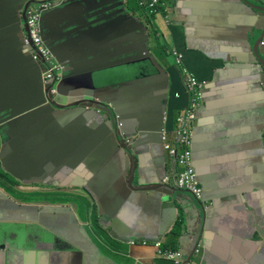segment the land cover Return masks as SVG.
<instances>
[{"label":"crops","instance_id":"obj_1","mask_svg":"<svg viewBox=\"0 0 264 264\" xmlns=\"http://www.w3.org/2000/svg\"><path fill=\"white\" fill-rule=\"evenodd\" d=\"M50 1L54 2L36 1L28 7ZM242 1L166 0L169 23L157 30L161 17L156 15L153 18L154 26L148 24L147 33L148 50L168 74L165 103L156 100V89L150 82L139 86L134 101L126 108L121 106L116 96L110 93L104 95L122 113L124 122L119 136L114 135L105 146L93 151L92 157L84 149L88 162L83 169L93 172L96 165L97 178L105 183L98 200H141V209L129 214L121 222L102 219L99 223L97 207L92 201L95 199L84 188L72 184L77 159V155L74 156V120L65 127V135L61 136L58 147L51 144L47 149L41 148V145L64 130L55 133L59 119L45 118L40 125L28 121L30 126H27L24 137L22 166L25 171L43 172V178L37 183L22 184L6 173L0 160V174L3 173L14 185L0 179L8 183L16 194H21L25 190L43 193L40 186L51 181L49 178L58 177V180L51 181L53 185L74 187V200H88L94 207L95 226L105 232L106 239L92 225L94 238L99 244L88 235L76 215L77 206L72 200L19 203L16 200L20 199L15 200L0 186V264H156V250L151 244L160 241L158 243L163 245L171 237L173 229L178 234L182 228L183 232H190L201 226L206 236L203 239V255L195 257L196 264H264V162L257 165V160H264V154L259 149L264 137V92L261 82H258L259 91H252V84L245 86L250 91L232 105L235 113L231 119L222 116L221 110L226 107L224 105H208L206 117H202L200 111L198 113L197 141L193 142L191 156L200 180L205 185L206 193H203L202 201L208 206L206 211L200 209V204L190 201L186 194H178L181 201H174L177 195L161 200L156 190L160 188L156 185L158 177L172 169L170 158L159 148L158 139L152 130L159 122L167 130L173 129L177 115L188 103V96L183 85L173 90V82H176L177 87L180 82L182 84L181 75L170 65L166 54L162 56L159 53V57L154 52L158 49L155 37L159 35L162 38V45L168 46V52L169 46L175 49L177 43L182 50H178L182 54V62L189 59L199 74L206 73L204 62L212 63L214 69L217 63L223 64L226 59L232 66V63L238 65L239 69L229 75L251 79L252 73L264 68L248 51V46H253L260 35L254 27L263 26L264 19L256 13L257 17L251 22L252 15L244 11ZM124 2L138 8V0ZM252 3L261 6L258 2ZM53 4L51 10L49 7V11L44 12L52 16L45 27L47 37L57 43L54 46L50 44L55 51L67 52L70 49L66 42L69 40L68 30L64 23L56 19L60 10H55L56 3ZM0 22H3L2 18ZM52 25H59V36L49 37L48 32L55 31ZM248 29H251V33L246 35ZM150 34L153 37L152 47ZM106 35L102 30L93 32L89 37L75 36L77 41L74 42V50L70 49L69 53L77 54L75 62H81L90 55H101L103 49L100 47ZM2 46L0 55H3L7 44L2 43ZM94 49L98 50L93 53ZM241 62L242 65L237 64ZM255 63L259 68L250 66ZM15 68L14 63L2 64L0 76L9 75ZM81 68L83 65H80ZM212 70L207 81H211L214 72L219 71ZM128 71L131 78L111 80L118 73ZM153 72L154 66L146 58L142 59L139 53L137 61L128 67L94 72L92 78L95 87H105L144 78ZM229 100L233 101V98L229 97ZM59 103L63 107L68 104L65 101ZM106 122L111 126L109 118ZM135 133L139 137L135 146H130L134 139L129 143L120 139L123 134L129 136ZM36 135H41L39 144L34 140ZM5 158L8 163H13V149L5 154ZM44 158L48 160L44 166L38 167L33 163L36 159ZM135 168L138 171L136 180L130 184L131 187L145 188L139 191L123 188L119 180L123 173L126 184H129L132 176L127 171ZM125 191L130 193L129 197H126ZM76 194L81 197H76ZM157 200H161V203ZM178 210L186 213L183 220H177ZM202 215L204 219L201 221ZM21 227L28 228L27 234L19 232ZM38 229L50 231L74 248L46 245ZM132 239L136 243H130ZM142 240L148 245H141ZM166 249H177L176 244ZM181 251L186 253L188 250L184 247Z\"/></svg>","mask_w":264,"mask_h":264},{"label":"water","instance_id":"obj_2","mask_svg":"<svg viewBox=\"0 0 264 264\" xmlns=\"http://www.w3.org/2000/svg\"><path fill=\"white\" fill-rule=\"evenodd\" d=\"M36 1L46 0H0V18L3 19V22H0V40H4L0 41V47H4L2 43L7 44L3 55H0V66L5 63L16 65L15 70L9 75L0 76V160L3 162L6 173L20 183L40 182L44 175L43 172L25 171L24 166H22L24 137L27 126H30L28 121L40 125L45 118L56 117L59 119L55 133L64 130L59 136L45 141L41 145V148L47 149L51 144L58 147L61 136L65 135V127L74 120V156L77 155V159L74 165L72 184L84 188L95 199L92 201L97 207L99 223L102 219H107L109 222H115L114 220L121 222L129 214L136 213L141 209V200H98L102 193L101 188L105 183L100 182L97 178L96 165L93 172H86L83 169L88 162V157L84 156V149H87L92 157L93 151L105 146L112 140L114 135L119 136L120 134L119 131L122 128V122H124L123 115L108 99L104 98L105 94L110 93L116 96L121 106L126 108L134 101L139 86H142L145 82H150L156 89L154 95L156 100L163 103L166 101L168 74L156 63L148 50L147 33L149 28L147 21L149 18L144 15L143 9L133 8L125 2L123 4V0H54L52 6L53 3H56L55 10H60L56 19L64 23L66 30H68L69 40L66 42H68L70 49L74 50V42L77 41L76 38L80 35L89 37L93 32L96 33L102 30L107 35L104 37L103 46L100 47L103 49L101 55H90L84 57L81 62H75L77 54L75 52L70 54V49L66 52L55 51L54 48H51L45 27L52 20V16L44 13L47 12L44 11V15L42 14L40 19L42 39L50 55L60 66L57 75L44 84V66L33 60L31 50L24 41L26 9L30 3ZM251 1L258 2L261 6L255 5ZM251 1H242L244 11L252 15L251 22L253 18L257 17L256 13H259V16L262 15L261 17L264 19V0ZM66 20L68 22H65ZM254 28L260 32V35L253 46H248V51L259 64L264 65V25L255 26ZM250 33L251 29H248L246 35ZM144 43L145 45H143ZM97 50L94 49L93 53ZM139 53H141L142 59L146 58L154 66L152 74L144 78L130 79L105 87L94 86L92 78L94 72L119 66L128 67V65L137 61V54ZM223 61L226 70L215 71L212 80L201 88V104L196 111L193 124L191 150L193 142L197 141L195 134L196 136L198 134L196 124L199 111L202 113V117H206L208 105H224L226 107L221 110L222 116L225 119H231L235 113L232 105L239 101L240 96H245L247 95L245 93L250 91L239 81L231 82L229 79V73L239 70L238 65L232 63V66L229 64L231 62L226 59ZM237 64L242 65L243 63ZM80 65H83V68L80 69ZM261 87L264 88V86ZM70 88L71 92H69ZM258 89V82L255 79L252 84V91ZM50 91L54 93L50 94ZM229 97L233 98V101L229 100ZM60 101L73 102V104L69 103L63 107L59 105L61 104ZM107 118H109L111 126H108ZM162 127L163 124L159 122L158 126L152 130L158 139V146L161 150H163L161 143ZM31 129L29 130L31 131ZM40 138L41 135L35 136L36 143L39 144ZM138 139V136L134 137L130 146H135ZM38 148L41 149L40 145ZM12 149L15 160L10 164L7 162L5 154L11 152ZM170 160L173 171L175 161L173 157ZM47 161L45 158L36 159L33 163L41 167ZM191 162L195 180L201 189L202 201L203 193H206L205 185L200 180L199 174L193 165L192 156ZM127 172L132 176L129 184H126L123 173L119 177L123 188L132 191L145 189L131 187L130 183L136 180V174L138 173L136 168ZM0 178L14 185V182H10V179L3 173L0 174ZM49 179L54 182L59 178L52 177ZM156 190H158V196L161 200L172 198L173 195H177L174 201L182 200L178 197V194L183 192L176 190L173 186L170 189L165 187V189L156 188ZM129 195L130 193L127 191L126 197H129ZM188 196L190 201H195L190 195ZM161 200L157 201L161 203ZM186 216V213H184V217ZM203 219L204 216L202 215L201 221ZM27 231V227H21L19 232L27 234ZM37 232L44 236L46 245H54V247L63 245L74 248L68 242L52 235L50 231L38 229ZM203 232V226L190 232H183V228L180 229L176 240V250L180 264H196L195 257H202L204 249L199 240L200 238L204 239V236H206ZM191 240L192 243H190ZM184 247L188 250L186 253L181 251Z\"/></svg>","mask_w":264,"mask_h":264},{"label":"built area","instance_id":"obj_3","mask_svg":"<svg viewBox=\"0 0 264 264\" xmlns=\"http://www.w3.org/2000/svg\"><path fill=\"white\" fill-rule=\"evenodd\" d=\"M139 5L143 6L149 15L161 16L167 22L165 16L167 12L166 0H140ZM49 7L46 2H42L38 6L28 7L25 18L26 32H24V41L31 50L33 60L44 66V84L53 79L60 70V66L53 60L44 45L41 35L40 19L43 12ZM169 54L182 76L183 88L188 96V103L177 115L174 128L171 130L163 128L161 132L162 149L169 158L173 157L175 161V169L171 171L175 183L171 186L178 191L189 194L195 201H200L201 189L195 180L191 162V139L196 111L201 104L202 84L183 66L181 53L170 46ZM53 93V91H50V94ZM177 96L175 95V97ZM154 248L158 249L159 245H154ZM157 257L175 264L179 255L170 251H157Z\"/></svg>","mask_w":264,"mask_h":264},{"label":"flooded vegetation","instance_id":"obj_4","mask_svg":"<svg viewBox=\"0 0 264 264\" xmlns=\"http://www.w3.org/2000/svg\"><path fill=\"white\" fill-rule=\"evenodd\" d=\"M46 3L50 6L49 9H52V7H51L52 2L50 1V2H46ZM46 11H48V10H46ZM144 15L149 18V20L147 21V24H153L154 16H151L149 14H144ZM51 28L55 29V31H53L51 33L48 32V34H50L49 37H52V36H56L57 37V36H59L61 34V31L58 29L59 25H52ZM148 28H149V25H148ZM50 44L52 46H54L57 43L50 41ZM164 53L165 54H169V52H167V51L164 52ZM170 65L174 66L172 63H170ZM250 66L251 67H255L256 66V67L259 68L258 64H256V63H255V65H250ZM221 69H225L224 68V64L217 63L216 67L213 70H221ZM252 74L253 75H252L251 79H245L242 76L236 77V74L229 75V79H230L231 82H234L235 80L239 81L242 85H245V86H247V84H249V85L253 84V81L256 79L257 82H261L260 83L261 86L264 85V68L263 69L259 68L258 71L254 72ZM56 75H57V73L55 74V76ZM208 82H210V81H208ZM204 84H206V82H204ZM262 92H264V88H262ZM65 103L73 104V102H67V101ZM73 108H74V106H73ZM162 130H163V127L161 129V132H162ZM137 135H138L137 133H135L133 135H129V136H126V135L123 134V135L120 136V139L124 140V143H129V142H131L134 139V137H137ZM260 144H261V148H259V149L264 154V137L261 139ZM263 162H264V160H257V165H261ZM165 178H167V179L164 181ZM174 183H175V178H174V176L172 175V173L170 171L168 173L164 172L162 175H160L158 177V182H156V185H158L160 188H164L165 189V187H166V188L170 189L171 185L174 184ZM40 187H41L40 189L44 193V197L41 198V199H38V200H74V187H72V186H66V187L64 186L63 187V186L53 185L51 183V181H47L44 184V186H40ZM62 203H65V201L62 202ZM207 207L208 206L204 207V206L200 205V209L201 210L202 209H207ZM183 217H184L183 210H180V211L178 210V212H177V220L178 221L182 220ZM170 235H171V237L175 235L174 229L170 232ZM190 243H192V240H191Z\"/></svg>","mask_w":264,"mask_h":264},{"label":"rangeland","instance_id":"obj_5","mask_svg":"<svg viewBox=\"0 0 264 264\" xmlns=\"http://www.w3.org/2000/svg\"><path fill=\"white\" fill-rule=\"evenodd\" d=\"M159 20V19H158ZM160 25L156 26L157 30L160 29V27H164L165 22L164 20L161 18V21L159 20ZM152 26H154V24H151ZM158 36V37H157ZM156 38V43H157V48L155 49V53L160 57L159 53H161V55L163 56V51L161 49V45L164 43L162 38L157 35ZM150 38V44L151 47L153 46V37L150 34L149 35ZM168 47V46H166ZM173 63V62H172ZM44 73V71H43ZM131 74L128 72H121L118 73L115 77H112L111 80H113L114 78H121V79H129L131 78ZM0 186L2 188H4L6 190V192L11 195L15 200L16 198L20 199V200H16L19 203H34L36 201H41V200H37V199H41L44 197V194L41 192H34V191H28L25 190V192L21 193V194H16L11 186L8 183L3 182L0 179ZM26 193V196H25ZM76 197H81L80 194H76ZM74 202V205L77 206V211H76V215L78 216V218L80 219V221H82V223L84 224V228L86 229L88 235L94 240L96 241L97 239L94 238V234L92 231V228L90 227V225H92L96 231H98L99 235H102L105 239H106V235L105 232L101 229L95 226V211H94V207L90 205V203L88 202V200H72ZM97 242V241H96ZM98 243V242H97ZM99 244V243H98ZM174 245L172 238L169 240H166L165 243L162 245L164 248H171ZM156 264H173L171 261H166L164 259H158L156 261Z\"/></svg>","mask_w":264,"mask_h":264},{"label":"trees","instance_id":"obj_6","mask_svg":"<svg viewBox=\"0 0 264 264\" xmlns=\"http://www.w3.org/2000/svg\"><path fill=\"white\" fill-rule=\"evenodd\" d=\"M176 47L177 48H175L177 51L178 50H180L181 52H182V50L180 49V47H179V45L176 43ZM161 49H162V51H163V53L164 52H166L167 50H168V47H166V45H162L161 46ZM179 52V51H178ZM181 52H179V53H181ZM165 54V53H164ZM163 54V55H164ZM182 55V54H181ZM166 56V55H165ZM183 65H185L187 68H188V70H190L192 73H194L193 75L195 76V78L199 81V82H208L207 80L209 79V73L211 72V70L213 69V67H214V65L212 64V63H209L208 61L207 62H204L203 64H204V66H205V69H206V73H204V74H199L197 71H195L193 68H195L194 66H193V64H192V62H190V60L189 59H184L183 60ZM181 86H182V84H181V82L179 83V87H177V85H176V82H173V90H175V89H178V88H181ZM177 87V88H176ZM172 90V91H173ZM172 238V240H173V242H174V239H176V236H172V237H169V239H171ZM171 250H173V249H171Z\"/></svg>","mask_w":264,"mask_h":264},{"label":"clouds","instance_id":"obj_7","mask_svg":"<svg viewBox=\"0 0 264 264\" xmlns=\"http://www.w3.org/2000/svg\"><path fill=\"white\" fill-rule=\"evenodd\" d=\"M139 1L140 0H138V8L141 10V9H143L142 10V12L144 13V14H148L145 10H144V7L143 6H140L139 5ZM166 4H168V3H166ZM168 5H167V12H166V14H165V16L168 14ZM151 16H153V15H151ZM161 17V16H160ZM162 18V17H161ZM163 19V18H162ZM164 20V19H163ZM164 22L166 23V24H168L169 23V20H168V18H167V22H166V20H164ZM170 47V46H169ZM168 52V51H167ZM165 57H167L168 59V61L170 62V63H172L173 62V60H172V58H171V56H170V54H166V56ZM172 61V62H171ZM173 65H174V63H172ZM182 64H183V62H182ZM175 66V65H174ZM184 66V65H183ZM185 67V66H184ZM175 68H176V66H175ZM177 69V68H176ZM178 70V69H177ZM188 70V69H187ZM189 71V70H188ZM179 72V71H178ZM190 72V71H189ZM180 73V72H179ZM193 74V73H192ZM181 75V74H180ZM195 77V76H194ZM181 80L183 81V79H182V76H181ZM198 81V80H197ZM199 82V81H198ZM201 84H202V86L203 85H205L204 84V82L202 83L201 82ZM182 85H183V83H182ZM163 128H164V126H163ZM166 128V127H165ZM175 169V168H174ZM171 171V170H170ZM184 193V192H183ZM184 194H187V193H184ZM189 195V194H188ZM194 203H198V204H200V205H202V206H204L205 207V203H203V201H201V199H200V201H193ZM202 211L203 212H205L206 211V209H202ZM184 214V213H183ZM183 220V219H182ZM174 236H176V239H174V243L176 244V240H177V238H178V234L177 233H175V235ZM199 242H200V244L202 245L203 244V238H200V240H199ZM131 243H136V242H131ZM144 243V244H143ZM140 244L141 245H148L147 244V242L146 241H140ZM152 245V247H154V245H159V248L158 249H155L156 250V259L158 260V259H162V258H158L157 257V251H170V252H173V253H177V250L176 249H173V250H171V249H166V248H164L160 243H154V244H151ZM197 249V248H196ZM177 260V262L175 263V264H180V262H178V259H176ZM167 261V260H166ZM173 264H174V262H172Z\"/></svg>","mask_w":264,"mask_h":264}]
</instances>
